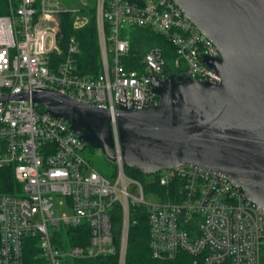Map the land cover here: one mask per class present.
Listing matches in <instances>:
<instances>
[{
	"label": "built area",
	"instance_id": "1",
	"mask_svg": "<svg viewBox=\"0 0 264 264\" xmlns=\"http://www.w3.org/2000/svg\"><path fill=\"white\" fill-rule=\"evenodd\" d=\"M0 16V95L58 92L112 115L116 148L115 172H95L83 156L86 144L64 120L41 111L29 101L0 103V170H11L12 194L0 188V264H27L25 252L37 240L39 263L116 257L127 264L133 210L148 213L150 249L156 260L180 254L193 264H264V209L253 203L229 177L188 166L162 170L150 183L130 178L122 161L118 122L123 106H157L151 77L165 80L168 65L156 48L142 58V70H127L122 58L130 44L125 28H149L177 50L175 69L197 80L219 83L220 77L201 57L219 58L220 51L171 0H97V28L102 73L97 79L77 72L78 43L71 38L63 60L59 12L44 0H8ZM74 28L89 21L81 10ZM0 172V186L8 176ZM172 188L164 199L149 186ZM154 196L147 202L146 193ZM66 198L71 215H55L54 201ZM174 198V200L172 199ZM86 224V246L59 247L58 233ZM59 240V239H58ZM62 241V239H60ZM37 261V262H38Z\"/></svg>",
	"mask_w": 264,
	"mask_h": 264
},
{
	"label": "water",
	"instance_id": "2",
	"mask_svg": "<svg viewBox=\"0 0 264 264\" xmlns=\"http://www.w3.org/2000/svg\"><path fill=\"white\" fill-rule=\"evenodd\" d=\"M171 1L220 51L201 59L221 81L152 76L159 105L114 113L123 164L143 175L188 166L229 177L264 209V0ZM29 100L116 162L109 110L58 92L0 95V103Z\"/></svg>",
	"mask_w": 264,
	"mask_h": 264
},
{
	"label": "trees",
	"instance_id": "3",
	"mask_svg": "<svg viewBox=\"0 0 264 264\" xmlns=\"http://www.w3.org/2000/svg\"><path fill=\"white\" fill-rule=\"evenodd\" d=\"M8 7V0H0V16L8 14ZM80 10L89 19L88 23L81 29L74 28V14L71 11H61L58 14L61 31L60 47L63 54L59 57L54 55L56 58L55 62L57 63L63 60L70 39L75 38L79 48V52L75 56L77 72L81 75L89 76L92 79H97L102 73V56L97 28L96 4L94 3L93 7L81 8ZM131 29L130 33L126 31L122 32V38L127 39L130 44L129 54L122 58V62L127 70L141 71V61L144 55L159 48L162 50L164 59L168 65L167 73L179 75L182 72L181 69L177 70L174 67L177 50L164 36L155 33L149 28ZM40 109L44 111L42 107ZM88 147L86 146V148ZM111 164L114 168L112 174H114L116 167L115 164ZM0 172L9 173L5 177L3 184L1 183V191L12 194L14 191L10 187L13 185V176L11 174L13 172L11 170H0ZM125 172L130 178L146 182L145 175L135 169L125 168ZM147 189L148 191L157 190L164 199H167L171 195V193L167 195V192L172 188H159L154 185L147 187ZM172 199L174 200V198ZM147 213L145 209L141 208L133 210V218L137 220V224L133 225L131 229L127 264H193V257L185 253L180 254L173 260H156L152 257ZM62 230L58 233L57 240H55L59 247L66 249L68 247L86 246L89 244L90 228L86 224L76 228L66 227ZM38 254L39 247L37 240H31L25 252L27 264L39 263L37 260ZM63 264H117V258L106 257L88 260H66Z\"/></svg>",
	"mask_w": 264,
	"mask_h": 264
},
{
	"label": "rangeland",
	"instance_id": "4",
	"mask_svg": "<svg viewBox=\"0 0 264 264\" xmlns=\"http://www.w3.org/2000/svg\"><path fill=\"white\" fill-rule=\"evenodd\" d=\"M47 10L52 12L61 11H76L81 8L93 7L94 3L97 4V0H44ZM132 29L127 27L124 31L129 32ZM83 156L90 162L93 170L103 176H110L113 172V165L105 158L101 150L91 149L88 147L83 152ZM155 176L147 175L145 176L146 183H150L155 180ZM147 202H153L154 196L152 194L146 193ZM53 211L55 215L63 216L71 215V210L67 206L66 198L58 197L54 201Z\"/></svg>",
	"mask_w": 264,
	"mask_h": 264
},
{
	"label": "bare ground",
	"instance_id": "5",
	"mask_svg": "<svg viewBox=\"0 0 264 264\" xmlns=\"http://www.w3.org/2000/svg\"><path fill=\"white\" fill-rule=\"evenodd\" d=\"M168 41V40H167ZM169 56V55H168ZM134 58V57H133ZM130 63V62H129ZM132 64V63H131ZM130 65V64H129ZM142 66V65H141ZM93 149V148H92ZM114 169V168H113ZM145 176H147V175H145ZM69 230V229H68ZM63 231V230H62ZM64 233V232H63ZM65 235V234H64ZM65 237V236H64Z\"/></svg>",
	"mask_w": 264,
	"mask_h": 264
}]
</instances>
